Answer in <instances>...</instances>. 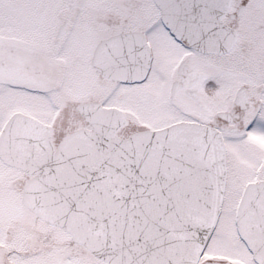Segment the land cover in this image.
Returning a JSON list of instances; mask_svg holds the SVG:
<instances>
[{"label":"snow or ice","instance_id":"6c2138e0","mask_svg":"<svg viewBox=\"0 0 264 264\" xmlns=\"http://www.w3.org/2000/svg\"><path fill=\"white\" fill-rule=\"evenodd\" d=\"M0 264H264V0H0Z\"/></svg>","mask_w":264,"mask_h":264}]
</instances>
